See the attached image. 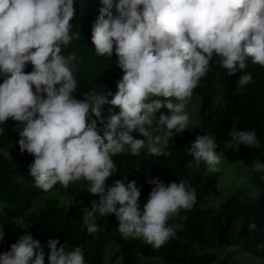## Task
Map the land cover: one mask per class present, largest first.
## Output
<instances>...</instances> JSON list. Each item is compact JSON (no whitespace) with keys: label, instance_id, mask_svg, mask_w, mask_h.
<instances>
[{"label":"trees","instance_id":"obj_1","mask_svg":"<svg viewBox=\"0 0 264 264\" xmlns=\"http://www.w3.org/2000/svg\"><path fill=\"white\" fill-rule=\"evenodd\" d=\"M256 66L264 0H0V264H264ZM191 90L192 129L153 120Z\"/></svg>","mask_w":264,"mask_h":264},{"label":"rangeland","instance_id":"obj_2","mask_svg":"<svg viewBox=\"0 0 264 264\" xmlns=\"http://www.w3.org/2000/svg\"><path fill=\"white\" fill-rule=\"evenodd\" d=\"M201 104V98L199 95L194 93L192 90L189 91L179 103L165 105L161 112L153 116L154 121H163L165 119H170L178 127L185 129H192L199 118V107ZM151 118H148V120ZM148 129V126L146 127ZM147 141L148 138H146ZM144 149L146 152H150L153 148L149 144H144ZM198 166H205V170L218 171L221 174L218 177L219 184H238L244 188L245 193L252 195L257 194V189L250 183L248 177H245L247 173V167L243 161L230 162L227 161L220 151H214L209 154L203 155L202 157L194 161ZM223 180V182H222ZM226 193L228 189L224 187ZM215 200L214 203H216ZM143 221L136 222V229L139 228ZM139 232H142V229H139ZM119 250V246L116 245L113 241H108L105 243V255L104 262L109 263L112 260L111 264H124L121 254L116 255ZM149 264H159L162 262L159 255H153L147 259Z\"/></svg>","mask_w":264,"mask_h":264},{"label":"clouds","instance_id":"obj_3","mask_svg":"<svg viewBox=\"0 0 264 264\" xmlns=\"http://www.w3.org/2000/svg\"><path fill=\"white\" fill-rule=\"evenodd\" d=\"M256 67L259 69V72L262 73L263 76H264V69H263V67H258V66H256ZM261 70H262V71H261Z\"/></svg>","mask_w":264,"mask_h":264}]
</instances>
